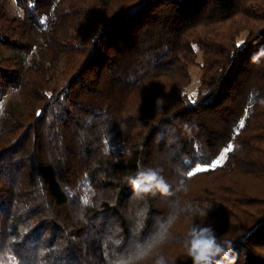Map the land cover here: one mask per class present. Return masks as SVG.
Segmentation results:
<instances>
[{"label": "trees", "instance_id": "1", "mask_svg": "<svg viewBox=\"0 0 264 264\" xmlns=\"http://www.w3.org/2000/svg\"><path fill=\"white\" fill-rule=\"evenodd\" d=\"M5 2L0 264H192L193 224L264 264V0Z\"/></svg>", "mask_w": 264, "mask_h": 264}, {"label": "clouds", "instance_id": "2", "mask_svg": "<svg viewBox=\"0 0 264 264\" xmlns=\"http://www.w3.org/2000/svg\"><path fill=\"white\" fill-rule=\"evenodd\" d=\"M261 56H264V51L254 55L253 62H258ZM127 181L133 187L138 198H143L148 193L154 195L157 191L162 194H169L168 183L155 169L140 170L135 177H127ZM180 188L186 190L183 181H181ZM173 219L174 217H170L169 223ZM164 239L165 233H159L157 242H163ZM185 244L187 255L191 258L192 264H235L236 256L233 254V242L218 238L211 225L193 224L186 234ZM155 264H168V262L163 256H160L156 259Z\"/></svg>", "mask_w": 264, "mask_h": 264}, {"label": "rangeland", "instance_id": "3", "mask_svg": "<svg viewBox=\"0 0 264 264\" xmlns=\"http://www.w3.org/2000/svg\"><path fill=\"white\" fill-rule=\"evenodd\" d=\"M5 4H6V6H7L8 10L10 11L11 14H15L16 11L19 10V9L17 8V5H16L15 0H6ZM242 39H243V35L241 36V40H242ZM241 40H240V41H241ZM197 60H198V62L201 61L200 51L198 52ZM190 69H191V73H192V81H191L190 84L188 85V88H187V89H188L189 94L193 95V94L196 92L197 85H198V82H199L200 68H199L198 63H196V64H192V65L190 66ZM8 97H10L9 100H11V103H16V104H18V103H17V99H18L17 96H8V95H7V96L3 99V102L0 104V111H1V109H2V105H3L4 101H6ZM18 106L21 107L20 105H18ZM21 108H22V107H21ZM222 154L226 156L225 151H223ZM222 154H221V155H222ZM221 155H220V156H221ZM220 156H219V157H220ZM217 159H219V158H217ZM217 159H216V160H217ZM216 160H215V161H216ZM215 161H214L213 163H215ZM199 167L207 168V167H209V166H199ZM200 178H201V180L207 181L209 177H200ZM204 178H205V179H204ZM199 181H200V180H199Z\"/></svg>", "mask_w": 264, "mask_h": 264}, {"label": "snow or ice", "instance_id": "4", "mask_svg": "<svg viewBox=\"0 0 264 264\" xmlns=\"http://www.w3.org/2000/svg\"><path fill=\"white\" fill-rule=\"evenodd\" d=\"M243 126V124L241 123V127ZM228 151H231V146H229V148H227V149H225V153L226 152H228ZM224 159H225V155H221L220 157H219V159H217L216 161H215V163H213V164H211L210 166L211 167H216L217 165H219V164H221V163H223V161H224ZM204 170H206V168H203V167H198V168H196V171L197 172H199V171H204ZM195 173L194 172H189L188 173V175H194ZM88 201L87 200H85V203H87Z\"/></svg>", "mask_w": 264, "mask_h": 264}]
</instances>
